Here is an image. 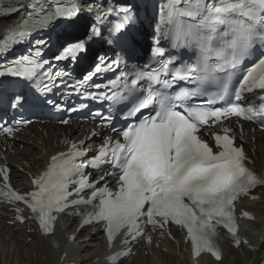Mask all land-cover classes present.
I'll return each mask as SVG.
<instances>
[{"label": "snow or ice", "instance_id": "1", "mask_svg": "<svg viewBox=\"0 0 264 264\" xmlns=\"http://www.w3.org/2000/svg\"><path fill=\"white\" fill-rule=\"evenodd\" d=\"M44 2L49 3V0ZM39 3L40 0H36L26 19L16 29L9 30L7 39L0 42V55L6 54L12 46L24 43L34 32L46 29L54 20L63 18L65 26L71 30L75 26L73 18L82 11H90L86 7L82 9L78 0H70L69 4L50 0L47 9L38 7ZM180 3L181 0H168L167 10L161 8L154 41L160 45V26L168 23L177 41L173 50L195 46L198 50L195 60L185 62L179 54L172 55L165 48L157 47L154 52L163 62L158 61V67L150 73L138 72L130 77L124 96L118 98L101 92L93 97L130 105L120 108L126 122L119 131L123 142L108 138L91 157L80 145L72 143L68 152L52 156L46 171L34 179L36 190L20 194L10 185L4 186L6 196L22 201L31 209L43 234L53 233L54 213L62 212L70 204L99 199L97 210L85 223H90L92 217L97 222H106L104 230L109 241H114L116 234L124 228L128 230L127 235L135 239L142 235L144 225L163 227L171 221L187 230L195 256L207 251L220 260L221 250L214 241L217 225H222L236 238L234 201L258 186L264 187V172L255 168L244 146L236 144V133L224 126L223 121L230 117L246 121L264 118V96L258 98L259 105L241 103L243 92L264 90V52L230 94L231 70L250 53L257 40L264 45V0H184L183 8L178 7ZM113 15L118 22L107 31V42L125 52L132 51L128 36L135 19L132 6L101 7L96 10L94 21L83 38L62 44L61 54L54 59H86L91 43L101 38L105 21ZM220 26H224L225 31H219ZM164 35L168 36V33ZM214 41L220 42L218 47L214 46ZM46 43L36 41L34 54L22 55L0 66V77L34 82L45 63L40 59L39 47ZM119 66V57L109 60L99 56L94 64L95 71L86 73L73 87L83 88L102 68L112 70ZM220 73L225 74L221 76ZM45 75L47 81H51L52 77ZM55 75L60 78L63 73L56 72ZM161 75L166 78L161 80ZM123 78L121 74L119 79ZM209 80L215 82L217 90L212 98L201 100L202 86ZM47 81L33 91L31 101L26 95H15L12 106L48 103L46 98L42 99L51 91ZM143 81L148 82L147 86L139 87ZM177 81L192 86L178 87ZM113 83L93 84L92 87L103 89ZM153 85H160L162 90L153 91ZM173 87H177L176 92L164 94L163 90ZM218 101L221 106H214ZM103 119L108 121L110 117ZM213 125L221 131L210 133L213 136L210 146L201 138V132H207ZM0 130L12 132L11 128ZM104 166L114 169L106 175L116 178L115 191L107 184L98 188L99 181L90 183L83 171L88 167L102 170ZM0 173H3L4 181H8L7 169L0 167ZM70 184L75 185L72 191H69ZM90 188L95 189L91 200H69ZM20 219L23 220V216ZM236 243H240L238 238Z\"/></svg>", "mask_w": 264, "mask_h": 264}, {"label": "bare ground", "instance_id": "2", "mask_svg": "<svg viewBox=\"0 0 264 264\" xmlns=\"http://www.w3.org/2000/svg\"><path fill=\"white\" fill-rule=\"evenodd\" d=\"M4 25L5 23L0 21V27H3ZM43 128L46 129L47 134H45V131H40L37 126L33 125L31 128L33 136L30 135L24 138L26 141L20 142L17 150L20 149L21 144H24V149L19 151L17 157L13 158L18 163L28 160V163L24 164V166L30 172L39 171L44 168V150L48 151L49 147L54 145V138L63 131V129L51 123L43 125ZM66 131L73 136H76L77 134V131H75L73 127L70 128V131L66 128ZM257 152L259 166L264 167V144L259 147ZM14 178V181L17 184L29 187L27 175L23 172L15 170ZM262 198H264V189ZM252 207L254 208L255 213L258 214L260 220L255 223V229L250 235V239L251 243L257 247L259 246L261 250L264 248V201L261 205L256 204ZM12 219L13 218H10L9 216L0 217V264H58L59 258L64 252V246L52 247V245L48 241H45L39 234L29 233L28 230L31 229L32 226H29L27 223L15 226L10 225L9 221ZM67 223L71 227L73 220L68 219L66 224ZM83 236H86V234ZM29 237L33 238L32 242H27ZM92 237L94 240H97L99 235H92ZM41 243H44L43 248L40 247ZM91 244L92 242L78 244L76 248H78L79 255L74 259H71V261L76 262V264H101L94 261L100 255L101 251L99 250L96 255H92V249L87 248L91 246ZM84 250H86L85 253H83ZM69 252L72 251L69 250ZM182 255L184 257L180 260V256H176L175 254H163L162 261L164 264H191V261L186 255L184 253H182ZM244 255L245 257H243ZM55 256L57 259H54ZM226 257L219 263L214 262L208 257L201 258V260L204 264H258L261 260L260 251L254 252L252 249H248L244 246L237 250L236 253L234 252L230 254V259H232L230 262ZM174 260L179 262L174 263ZM126 264L154 263L150 262L148 259L146 261L135 259Z\"/></svg>", "mask_w": 264, "mask_h": 264}, {"label": "rangeland", "instance_id": "3", "mask_svg": "<svg viewBox=\"0 0 264 264\" xmlns=\"http://www.w3.org/2000/svg\"><path fill=\"white\" fill-rule=\"evenodd\" d=\"M35 258H36V256H35ZM186 264V263H185Z\"/></svg>", "mask_w": 264, "mask_h": 264}]
</instances>
